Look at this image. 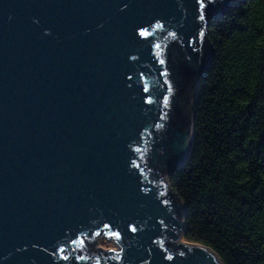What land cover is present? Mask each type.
Masks as SVG:
<instances>
[{
    "label": "water",
    "instance_id": "obj_1",
    "mask_svg": "<svg viewBox=\"0 0 264 264\" xmlns=\"http://www.w3.org/2000/svg\"><path fill=\"white\" fill-rule=\"evenodd\" d=\"M210 8L0 0V264H225L206 244L170 234L184 225V203L168 180L166 202L138 149L168 92L161 39L174 32L199 67ZM191 146L190 132L173 170ZM103 231L116 248L91 250Z\"/></svg>",
    "mask_w": 264,
    "mask_h": 264
},
{
    "label": "trees",
    "instance_id": "obj_2",
    "mask_svg": "<svg viewBox=\"0 0 264 264\" xmlns=\"http://www.w3.org/2000/svg\"><path fill=\"white\" fill-rule=\"evenodd\" d=\"M210 2L199 67L174 46V32L158 47L165 79L182 89L181 77L191 78L197 97L190 153L169 175L185 224L172 223L170 234L206 244L225 264H264V0Z\"/></svg>",
    "mask_w": 264,
    "mask_h": 264
},
{
    "label": "flooded vegetation",
    "instance_id": "obj_3",
    "mask_svg": "<svg viewBox=\"0 0 264 264\" xmlns=\"http://www.w3.org/2000/svg\"><path fill=\"white\" fill-rule=\"evenodd\" d=\"M206 27L204 33L207 31ZM204 33L200 34V39L204 36ZM177 44L182 45L180 39H177ZM179 73L180 72H177L176 74ZM181 78L183 80L182 89L177 88V86L172 83V80H170V82L166 78L168 92L163 99L159 118L142 134V140L138 148L139 162L143 171L147 177L150 178L151 182L161 189L166 202L171 201L172 203L173 200H171V197H169L167 193L168 188L166 180L169 179V175L174 171L173 168H175L185 157L184 155H186L187 141L190 135L187 121L188 115L193 108L194 98V95L191 94V78L187 80L186 77L182 76ZM178 93L179 97H177ZM171 102L177 104L178 107H183L185 112L172 109L173 104H171ZM162 123L165 125H162ZM176 131L182 134V138L177 140V145H172L174 140L177 139V137H175ZM155 147L157 149L156 152H154ZM163 171H165L164 174ZM164 234L167 236L166 232H164Z\"/></svg>",
    "mask_w": 264,
    "mask_h": 264
},
{
    "label": "rangeland",
    "instance_id": "obj_4",
    "mask_svg": "<svg viewBox=\"0 0 264 264\" xmlns=\"http://www.w3.org/2000/svg\"><path fill=\"white\" fill-rule=\"evenodd\" d=\"M209 16H211V15H209ZM196 100H197V97H195V100H194L193 105L195 104ZM168 183L170 185L169 179H168ZM170 187H171V185H170ZM183 219H184V217H183ZM110 238L111 237H109V238L107 237V235H106V233H104V231L103 232H99L96 235V237H95V240H94L95 243L93 244V243H91V242L88 241L87 242V245L93 251H96L98 248H101L105 253H107L109 251V249L116 248V246L114 245L113 239L112 238L110 239ZM178 241L180 243H182V242H186L187 239H185V237L182 234V235H180L177 238V242ZM77 252H78V254H82L83 253V250L81 248H78L77 249Z\"/></svg>",
    "mask_w": 264,
    "mask_h": 264
},
{
    "label": "clouds",
    "instance_id": "obj_5",
    "mask_svg": "<svg viewBox=\"0 0 264 264\" xmlns=\"http://www.w3.org/2000/svg\"><path fill=\"white\" fill-rule=\"evenodd\" d=\"M191 141H192V143H193V136H192V132H191ZM185 216V215H184ZM183 223H184V220H183ZM185 224V223H184ZM181 234H183V233H181ZM113 237V236H112Z\"/></svg>",
    "mask_w": 264,
    "mask_h": 264
},
{
    "label": "bare ground",
    "instance_id": "obj_6",
    "mask_svg": "<svg viewBox=\"0 0 264 264\" xmlns=\"http://www.w3.org/2000/svg\"><path fill=\"white\" fill-rule=\"evenodd\" d=\"M178 238V237H177ZM178 243H180L179 241H178Z\"/></svg>",
    "mask_w": 264,
    "mask_h": 264
},
{
    "label": "snow or ice",
    "instance_id": "obj_7",
    "mask_svg": "<svg viewBox=\"0 0 264 264\" xmlns=\"http://www.w3.org/2000/svg\"><path fill=\"white\" fill-rule=\"evenodd\" d=\"M65 259H67V257H65Z\"/></svg>",
    "mask_w": 264,
    "mask_h": 264
}]
</instances>
